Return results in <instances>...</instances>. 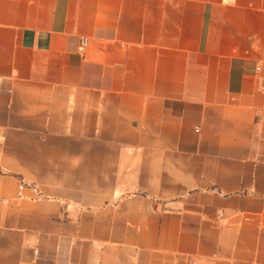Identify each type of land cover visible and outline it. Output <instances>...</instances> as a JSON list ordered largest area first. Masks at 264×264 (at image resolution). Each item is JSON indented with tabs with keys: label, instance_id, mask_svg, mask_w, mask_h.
<instances>
[{
	"label": "crops",
	"instance_id": "1",
	"mask_svg": "<svg viewBox=\"0 0 264 264\" xmlns=\"http://www.w3.org/2000/svg\"><path fill=\"white\" fill-rule=\"evenodd\" d=\"M0 264H264V0H0Z\"/></svg>",
	"mask_w": 264,
	"mask_h": 264
},
{
	"label": "built area",
	"instance_id": "2",
	"mask_svg": "<svg viewBox=\"0 0 264 264\" xmlns=\"http://www.w3.org/2000/svg\"><path fill=\"white\" fill-rule=\"evenodd\" d=\"M86 44H87V40H86V39H82L81 44H80V47H79V50H80L81 52L84 51V49H85V47H86Z\"/></svg>",
	"mask_w": 264,
	"mask_h": 264
}]
</instances>
